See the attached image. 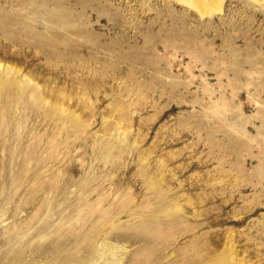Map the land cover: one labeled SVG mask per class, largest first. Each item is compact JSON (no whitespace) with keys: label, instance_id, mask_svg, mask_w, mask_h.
Instances as JSON below:
<instances>
[{"label":"rangeland","instance_id":"obj_1","mask_svg":"<svg viewBox=\"0 0 264 264\" xmlns=\"http://www.w3.org/2000/svg\"><path fill=\"white\" fill-rule=\"evenodd\" d=\"M198 13L0 0V264H264V0Z\"/></svg>","mask_w":264,"mask_h":264},{"label":"bare ground","instance_id":"obj_2","mask_svg":"<svg viewBox=\"0 0 264 264\" xmlns=\"http://www.w3.org/2000/svg\"><path fill=\"white\" fill-rule=\"evenodd\" d=\"M188 3L190 6L194 7L198 14H209L212 11L220 10L221 9V2L222 0H183ZM214 13V12H213ZM115 245L105 243L104 247L106 250L110 249Z\"/></svg>","mask_w":264,"mask_h":264}]
</instances>
